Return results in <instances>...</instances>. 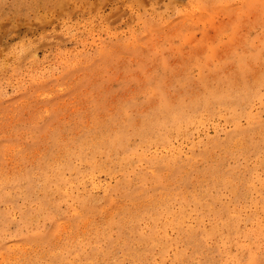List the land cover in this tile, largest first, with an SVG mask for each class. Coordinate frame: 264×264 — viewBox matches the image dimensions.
<instances>
[{
    "label": "rangeland",
    "instance_id": "1",
    "mask_svg": "<svg viewBox=\"0 0 264 264\" xmlns=\"http://www.w3.org/2000/svg\"><path fill=\"white\" fill-rule=\"evenodd\" d=\"M123 263L264 264V0H0V264Z\"/></svg>",
    "mask_w": 264,
    "mask_h": 264
},
{
    "label": "bare ground",
    "instance_id": "2",
    "mask_svg": "<svg viewBox=\"0 0 264 264\" xmlns=\"http://www.w3.org/2000/svg\"><path fill=\"white\" fill-rule=\"evenodd\" d=\"M178 10V9H177ZM236 83V82H235ZM221 87V86H220ZM216 89V88H215ZM215 92V91H214ZM221 92V91H220ZM217 95V94H216ZM182 103V102H181ZM188 105V104H187ZM194 105V104H193ZM223 108V107H222ZM218 111V110H217ZM238 113V112H237ZM181 116H182V114H181ZM181 116H180V118H181ZM152 119V118H151ZM150 119V120H151ZM173 119V118H172ZM175 120V119H174ZM173 121V120H172ZM177 121H178V119H177ZM182 122V121H181ZM183 125V124H182ZM183 128V127H182ZM154 132V131H153ZM182 132V131H181ZM185 133V132H184ZM183 133V134H184ZM108 134V133H107ZM181 134V133H180ZM92 135V134H91ZM95 135V134H94ZM108 136V135H107ZM69 138V137H68ZM94 138V137H93ZM105 138V137H104ZM88 139V138H87ZM99 139V138H98ZM102 139V138H101ZM108 139V138H107ZM161 139H162V137H161ZM163 140V139H162ZM117 141V140H116ZM157 141V140H156ZM104 142V141H103ZM107 142V141H106ZM263 142V141H262ZM108 143V142H107ZM153 143V142H152ZM234 143V142H233ZM93 144V143H92ZM91 145V144H90ZM84 146V145H83ZM95 146V145H94ZM91 147V146H90ZM94 148H96V147H94ZM227 148V147H226ZM76 149V148H75ZM77 151V150H76ZM36 152V151H35ZM80 152V151H79ZM88 152V151H87ZM85 153V152H84ZM117 153V152H116ZM67 154V153H66ZM77 154V153H76ZM113 154V153H112ZM69 155V154H68ZM99 155V154H98ZM142 155V154H141ZM67 156V155H66ZM66 158V157H65ZM126 158V157H125ZM141 158V157H140ZM162 158V157H161ZM169 158V157H168ZM171 158V157H170ZM169 158V159H170ZM172 160H173V158H172ZM100 161V160H99ZM157 161V160H156ZM156 161H154V162H156ZM168 161V160H167ZM123 162V161H122ZM158 163V162H157ZM64 164V163H63ZM67 164V163H66ZM100 164V163H99ZM103 164V163H102ZM92 165V164H91ZM95 165V164H94ZM94 165H93V167H94ZM99 167V166H98ZM97 167H95L94 169H96ZM101 168V167H100ZM103 168V167H102ZM90 169H91V167H90ZM98 169V168H97ZM126 169V168H125ZM92 171H93V168H92ZM51 172V171H50ZM90 172V171H89ZM44 174V173H43ZM86 174V173H85ZM96 174V173H95ZM88 175V174H87ZM19 177V176H18ZM44 178V177H43ZM42 178V179H43ZM51 179V178H50ZM226 179V178H225ZM25 181V180H24ZM39 181V180H38ZM229 181V180H228ZM230 182V181H229ZM45 184V183H44ZM59 184V183H58ZM231 184V183H230ZM39 185V184H38ZM41 185V184H40ZM60 185V184H59ZM42 190V189H41ZM40 191V190H39ZM68 192V191H67ZM196 199V198H195ZM198 201V200H197ZM116 202V201H115ZM158 206V205H157ZM43 207V206H42ZM121 211V210H120ZM184 211V210H183ZM190 211V210H189ZM64 212V211H63ZM160 212V211H159ZM164 212H166V210H164ZM176 212V211H175ZM187 212V211H186ZM253 212V211H252ZM181 213V212H180ZM174 214V213H173ZM172 214V215H173ZM136 215V214H135ZM181 215H182V213H181ZM177 216V215H176ZM183 217H185V216H183ZM137 218V217H136ZM174 218V217H173ZM176 218V217H175ZM181 218V217H180ZM187 218V217H186ZM184 219V218H183ZM194 219V218H193ZM201 219V218H200ZM222 219V218H221ZM99 220V219H98ZM137 220V219H136ZM167 220V219H166ZM171 220V219H170ZM112 221V220H111ZM154 221V220H153ZM192 221V220H191ZM219 221V220H218ZM110 222V221H109ZM167 222V221H166ZM173 222V221H172ZM177 222V221H176ZM159 223V222H158ZM192 223V222H191ZM216 223V222H215ZM115 224V223H114ZM183 224V223H182ZM218 224V223H217ZM110 225H112V224H110ZM109 225V226H110ZM127 225V224H126ZM164 225V224H163ZM163 225L161 226V227H163ZM174 225V224H173ZM216 225V224H215ZM180 226V225H179ZM176 227V226H175ZM168 228V227H167ZM179 228V227H178ZM177 228V229H178ZM191 229V228H190ZM103 230V229H102ZM122 230V229H121ZM106 231V230H105ZM218 231H219V229H218ZM104 233H106V232H104ZM95 236V235H94ZM123 236V235H122ZM154 236V235H153ZM108 237V236H107ZM161 237V236H160ZM164 237V236H163ZM162 237V238H163ZM121 238V237H120ZM158 238H159V236H158ZM157 239V238H156ZM166 239V238H165ZM124 240V239H123ZM122 240V241H123ZM132 240V239H131ZM143 242V241H142ZM123 243V242H122ZM135 243V242H134ZM156 243V242H155ZM154 243V244H155ZM117 244V243H116ZM125 244V243H124ZM123 245V244H122ZM132 245V244H131ZM138 245V244H137ZM83 246V245H82ZM147 246V245H146ZM177 246V245H176ZM131 247V246H130ZM36 248V247H35ZM67 249V248H66ZM69 249V248H68ZM73 249V248H72ZM86 249V248H85ZM138 258V257H137ZM142 258V257H141ZM14 259V258H13ZM71 259V258H70ZM95 259V258H94ZM171 259V258H170ZM115 260V259H114ZM147 260V259H146ZM144 261V260H143ZM75 263V262H74ZM98 263V262H97ZM147 263V262H146ZM124 264V263H123Z\"/></svg>",
    "mask_w": 264,
    "mask_h": 264
}]
</instances>
